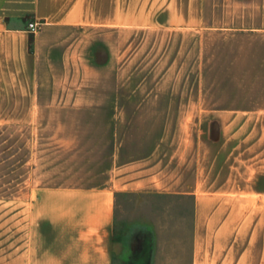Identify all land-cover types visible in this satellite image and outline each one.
Instances as JSON below:
<instances>
[{
  "label": "crops",
  "instance_id": "1",
  "mask_svg": "<svg viewBox=\"0 0 264 264\" xmlns=\"http://www.w3.org/2000/svg\"><path fill=\"white\" fill-rule=\"evenodd\" d=\"M128 31L180 42L156 64L186 80L230 84L138 90L135 104L96 90V66L125 79ZM0 106L106 118L23 122L102 153L37 188L7 264H264V0H0ZM127 112L132 132L111 115ZM126 194L143 200L128 219Z\"/></svg>",
  "mask_w": 264,
  "mask_h": 264
},
{
  "label": "rangeland",
  "instance_id": "2",
  "mask_svg": "<svg viewBox=\"0 0 264 264\" xmlns=\"http://www.w3.org/2000/svg\"><path fill=\"white\" fill-rule=\"evenodd\" d=\"M167 36L169 35L156 32L128 31L126 50L128 63L125 79L108 80L107 75L101 73L99 71L101 69L96 66V90L126 89L128 104H135L133 100L136 98L131 94L138 90L142 92L160 89L214 88L216 84H219L220 88H225L230 84V82L198 81L189 78L186 80L189 76L186 74V66L156 64V59L164 57L167 52L175 51L176 54L182 52V44L167 42L166 40H175L168 39ZM255 41L261 42L262 40L257 38ZM173 45H175L174 50L171 49ZM169 68H172L174 72L167 73ZM195 68V66H190L192 72ZM239 83L241 82H233L234 87H238ZM0 108L6 109L7 107L0 106ZM111 115L125 116L123 120H125L127 132L134 131L133 127L139 124L134 121L133 117L136 115L134 113ZM143 115L151 116V114ZM61 119L76 120L81 126H86V122L97 123L106 120L103 113L97 112L79 114L0 112V264H7L8 249L14 242L17 244L18 235L22 233L23 219L24 217L29 218L30 202L37 188L53 183L55 171L62 166L65 160L93 159L102 153V150L100 152L97 150L102 148L101 145L97 144L77 146L55 143L54 138L57 133L68 131L67 136H69L70 130L23 127L24 121L54 122ZM89 130L80 128L83 132ZM78 162L81 161L74 162V168L79 167ZM142 202L141 197L137 198L133 194L118 195L116 215L118 216L121 210L123 218L133 217L136 212V203L141 206ZM118 227L116 226V229Z\"/></svg>",
  "mask_w": 264,
  "mask_h": 264
},
{
  "label": "built area",
  "instance_id": "3",
  "mask_svg": "<svg viewBox=\"0 0 264 264\" xmlns=\"http://www.w3.org/2000/svg\"><path fill=\"white\" fill-rule=\"evenodd\" d=\"M41 23L35 22V21H29L27 23V29L31 33H36L38 30H40Z\"/></svg>",
  "mask_w": 264,
  "mask_h": 264
}]
</instances>
